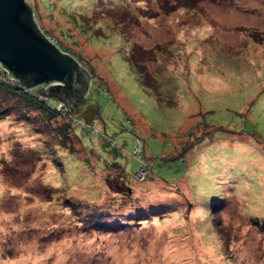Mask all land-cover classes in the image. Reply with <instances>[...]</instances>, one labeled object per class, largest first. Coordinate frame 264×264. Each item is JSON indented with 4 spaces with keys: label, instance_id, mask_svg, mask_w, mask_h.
Returning <instances> with one entry per match:
<instances>
[{
    "label": "rangeland",
    "instance_id": "rangeland-1",
    "mask_svg": "<svg viewBox=\"0 0 264 264\" xmlns=\"http://www.w3.org/2000/svg\"><path fill=\"white\" fill-rule=\"evenodd\" d=\"M27 2L99 117L0 116V264H264V0Z\"/></svg>",
    "mask_w": 264,
    "mask_h": 264
},
{
    "label": "water",
    "instance_id": "water-1",
    "mask_svg": "<svg viewBox=\"0 0 264 264\" xmlns=\"http://www.w3.org/2000/svg\"><path fill=\"white\" fill-rule=\"evenodd\" d=\"M0 67L19 87L38 88L69 113L91 82L88 71L42 33L27 0H0Z\"/></svg>",
    "mask_w": 264,
    "mask_h": 264
},
{
    "label": "trees",
    "instance_id": "trees-1",
    "mask_svg": "<svg viewBox=\"0 0 264 264\" xmlns=\"http://www.w3.org/2000/svg\"><path fill=\"white\" fill-rule=\"evenodd\" d=\"M30 6V5H29ZM31 8V7H30ZM33 12V18L36 14V12L31 8ZM35 20V19H34ZM42 30V29H41ZM45 34H47L45 31H43ZM52 39V38H51ZM55 41L54 39H52ZM55 45L63 50L65 53H68L75 56L76 59H79L76 57V55L72 54L70 51L66 50L64 47H62L60 44H57V41H55ZM89 68V67H88ZM141 76L144 77V80L148 81V76L150 74L146 70H142V73L140 71ZM88 93V91H87ZM86 93V94H87ZM0 116L1 115H10L11 110H14L15 107H19L18 109H24L25 114H23V117H27L28 112H34L37 120L45 122L48 124L47 126H50L53 122H56L59 118L62 119V123L54 129L56 131L55 133H52L53 136H58L61 143H59L60 147L63 148L67 153V156L69 154H78L79 149L76 148V141L77 145L81 147L80 145V139L75 134V125L80 124L82 128H87V124H92L95 120L98 119V109L95 108L94 105H90L86 102V99H81L78 101L76 108H81L84 106L85 110L84 115L81 114L80 116H77L75 118L70 117V115L73 113H69L68 111L59 110L58 109V103L55 105L51 103L50 99L41 97L37 90L34 91H28L21 87H19L16 83L8 81H1L0 80ZM86 96V95H85ZM20 105V106H19ZM22 106V107H21ZM21 107V108H20ZM210 125V124H208ZM98 136L100 138L101 144L104 145L107 149L111 151L112 155L119 154L121 151V147L114 143L113 138L106 133L98 132ZM141 140H139V146L136 145V147L141 148ZM144 145V144H143ZM135 147V148H136ZM82 148V147H81ZM139 153L141 156H143L147 164L152 168V163L149 162L148 158L145 155V149L144 146H142L141 150H139ZM56 154V155H55ZM54 158H57L59 156V153H55ZM84 161V160H83ZM141 162V161H140ZM85 163V162H84ZM110 168L112 169L114 167H118L116 164H109ZM142 165V164H141ZM120 167V166H119ZM147 168V167H146ZM150 168V170H151ZM149 172V171H148ZM124 173V172H123ZM122 173V177H120V184L124 186L123 188L120 187L117 191V193H122L121 190H126L127 183H126V177ZM126 187V188H125ZM79 199L80 198H76ZM95 227L94 229L97 231L103 230V231H113L111 227L112 224H110L108 221H104L102 218H99L95 220Z\"/></svg>",
    "mask_w": 264,
    "mask_h": 264
},
{
    "label": "built area",
    "instance_id": "built-area-1",
    "mask_svg": "<svg viewBox=\"0 0 264 264\" xmlns=\"http://www.w3.org/2000/svg\"><path fill=\"white\" fill-rule=\"evenodd\" d=\"M42 33L51 41L55 44V41H53L50 37H48L44 32L43 30H41ZM0 80L1 81H5V82H8V81H11V82H14L10 77H8L7 73L4 72V70L0 67ZM15 83V82H14ZM25 90H28V91H32L33 89H25ZM38 91V90H37ZM38 93V92H37ZM58 109H63L64 105L61 104V103H58ZM64 110V109H63ZM137 148V147H136ZM135 153L138 154L139 153V147L137 149H135ZM142 160V159H141ZM142 163H143V160H142ZM145 164V163H144Z\"/></svg>",
    "mask_w": 264,
    "mask_h": 264
},
{
    "label": "bare ground",
    "instance_id": "bare-ground-1",
    "mask_svg": "<svg viewBox=\"0 0 264 264\" xmlns=\"http://www.w3.org/2000/svg\"><path fill=\"white\" fill-rule=\"evenodd\" d=\"M145 163V162H144Z\"/></svg>",
    "mask_w": 264,
    "mask_h": 264
}]
</instances>
